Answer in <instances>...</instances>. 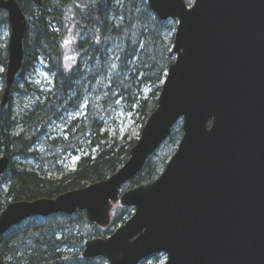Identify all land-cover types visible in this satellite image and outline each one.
Wrapping results in <instances>:
<instances>
[{"label": "water", "instance_id": "obj_1", "mask_svg": "<svg viewBox=\"0 0 264 264\" xmlns=\"http://www.w3.org/2000/svg\"><path fill=\"white\" fill-rule=\"evenodd\" d=\"M147 1L161 20L178 21L176 59L128 160L90 185L12 200L0 212V243L35 215L82 209L108 225L119 200L133 215L111 235L88 240L85 257L140 264L164 253L163 264H264V0ZM0 8L11 27L5 106L23 66L28 20L18 0H0ZM179 121L183 136L164 170L121 192ZM9 161L0 140V193ZM0 264H8L1 255Z\"/></svg>", "mask_w": 264, "mask_h": 264}, {"label": "trees", "instance_id": "obj_2", "mask_svg": "<svg viewBox=\"0 0 264 264\" xmlns=\"http://www.w3.org/2000/svg\"><path fill=\"white\" fill-rule=\"evenodd\" d=\"M18 2L28 27L22 69L10 100L0 104L2 147L11 157L2 176L7 189L0 194V211L12 200L55 197L113 175L128 160L137 138L111 135V123L124 109L145 126L176 58L177 20H161L147 0ZM8 23L6 10L0 8V26ZM4 50L0 62L6 70L7 44ZM41 59L52 75L48 90L27 81ZM30 93V106L17 115L14 95ZM58 122H65L66 130L56 135L50 127ZM182 132L180 122L123 190L154 181L179 146ZM67 156L79 159L66 171L61 161ZM29 160L36 164L29 165ZM112 205L111 222L104 227L91 222L82 209L27 218L2 236L0 255L8 264H109L102 256L85 257L83 249L89 239L110 235L133 213V207L119 201ZM163 258L155 254L140 264H163Z\"/></svg>", "mask_w": 264, "mask_h": 264}, {"label": "rangeland", "instance_id": "obj_3", "mask_svg": "<svg viewBox=\"0 0 264 264\" xmlns=\"http://www.w3.org/2000/svg\"><path fill=\"white\" fill-rule=\"evenodd\" d=\"M195 0H191V3H194ZM10 30L11 27L8 24H4L0 26V49L2 52L5 53V46L9 43V36H10ZM0 55V60H1ZM5 70L2 62H0V91L4 88V84L2 82V76L1 74ZM27 81L31 84V86L35 89L39 90H48L52 84V75L47 71L46 68V62L45 60L41 59L40 62L35 66V68L29 72V75H27ZM21 88L26 89L25 85L23 83H19ZM29 96H23V95H14L13 100V107L16 110V114L18 115L21 113L24 109L28 108L30 106V103L33 99V94H28ZM1 102V97H0ZM75 114H70L69 116H73ZM143 125L139 123L137 117L133 116L132 113H127L124 109L119 111L115 117V122L111 123V129L110 133L111 135H115L117 133H120V136L128 135L131 139L139 138L140 133L142 131ZM50 129L54 132H56V135L63 134L66 130L65 122H58L52 124ZM19 132V129L18 131ZM54 137V136H52ZM38 149L40 151L43 150L42 146H39ZM79 156H67L64 159L63 167L67 171L68 169H71L75 166V164L78 162ZM14 160L21 162L22 159H19L17 157H14ZM29 165L36 164L35 161L29 160L26 161ZM7 187L2 184V191H6ZM7 205V204H6ZM165 257L163 258V262Z\"/></svg>", "mask_w": 264, "mask_h": 264}, {"label": "bare ground", "instance_id": "obj_4", "mask_svg": "<svg viewBox=\"0 0 264 264\" xmlns=\"http://www.w3.org/2000/svg\"><path fill=\"white\" fill-rule=\"evenodd\" d=\"M0 55H1V56H4L5 53L1 51V52H0ZM15 81H16V80H15ZM5 84H6V82H5ZM13 84H14V83H13ZM6 85H7V84H6ZM5 88H6V87H5ZM5 88H4V90H5ZM12 88H13V86L11 87L10 94H11V92H12ZM3 92H4V91H3ZM10 97H11V95H10ZM0 140H1V134H0ZM2 151H3V147H2ZM3 153H6V152L3 151ZM7 154H8V153H7ZM8 155H9V154H8ZM9 158H10V161H11V157H10V156H9ZM64 159H65V158H64ZM64 159H63V161H61V162H62V163H61L62 165H63ZM10 161H9V165H10Z\"/></svg>", "mask_w": 264, "mask_h": 264}]
</instances>
